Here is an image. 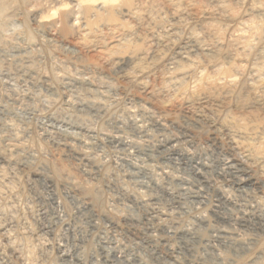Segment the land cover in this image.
<instances>
[{
	"label": "clouds",
	"instance_id": "obj_1",
	"mask_svg": "<svg viewBox=\"0 0 264 264\" xmlns=\"http://www.w3.org/2000/svg\"><path fill=\"white\" fill-rule=\"evenodd\" d=\"M0 264H264V0H0Z\"/></svg>",
	"mask_w": 264,
	"mask_h": 264
}]
</instances>
